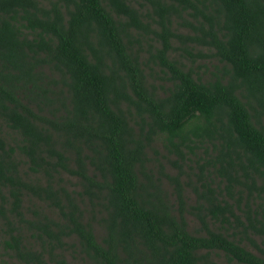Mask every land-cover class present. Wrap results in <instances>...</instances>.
<instances>
[{
  "label": "trees",
  "instance_id": "obj_1",
  "mask_svg": "<svg viewBox=\"0 0 264 264\" xmlns=\"http://www.w3.org/2000/svg\"><path fill=\"white\" fill-rule=\"evenodd\" d=\"M133 2L0 0L1 248L24 264H69L66 239L92 264H264L248 235L264 236V0ZM134 34L157 42L147 50L169 82L161 94ZM172 37L190 55L206 45L220 72L168 56ZM159 134L179 153L210 148L202 158L222 185L200 176L194 231L178 181L173 207L146 164Z\"/></svg>",
  "mask_w": 264,
  "mask_h": 264
},
{
  "label": "rangeland",
  "instance_id": "obj_2",
  "mask_svg": "<svg viewBox=\"0 0 264 264\" xmlns=\"http://www.w3.org/2000/svg\"><path fill=\"white\" fill-rule=\"evenodd\" d=\"M139 3H144V0H137V2H133L132 4L134 6H140ZM144 6L146 7L147 5ZM171 29L178 33H191V29L188 26L180 24L178 20L172 22ZM134 37L136 40H134V38L132 39L133 44L139 49L141 57L146 63L144 65V71L147 73L149 81H151L155 86L156 91L161 94L163 88L168 85L169 82L165 79V74L159 69V66L152 61V57L149 55L147 50L151 48L148 43H154V45H157V42L152 41L151 34H134ZM171 43L173 45V49L168 52V56L182 60L198 74L209 77L214 72H220L221 63L210 54L211 49H209L206 45L191 43L192 47L190 50L192 54L190 55L180 47V44L175 37L171 38ZM196 52H199L200 54H197ZM3 129L7 138L10 136L15 137L14 133L9 128L3 126ZM209 154H211L210 148L208 143L205 141H196V144L193 146L192 150L188 149L187 147H181L179 153L168 145L164 134L157 135L153 139L151 145L146 148V164L151 170L152 174L157 176L162 189L166 192L167 198L173 207L176 206L173 185L175 180L180 184L182 188L184 205L186 209H188L185 210L184 216L187 222V228L190 231H194L198 227L197 220L189 210L192 209L191 206L196 202L197 196L194 192V188L199 187L200 176L202 177V175H204L206 179H211V185H215L216 183L220 186L222 185V183L218 180V177L214 176V174L211 172V168L204 162L202 158ZM19 157L21 159L23 158L20 155ZM21 167L25 169L24 164H22ZM60 175L64 180H66V182L69 183L67 186L70 185L71 187H75L74 184L77 181L76 177L65 172H62ZM32 201L34 203H40L34 198ZM28 203H30V201L24 199L23 205ZM248 204L252 206V202L249 199ZM243 206V204H240V207ZM82 208L84 209L83 219L90 222L95 238L99 240L103 233V228L97 221L99 216L97 206L94 204L90 205L84 200ZM236 212L240 215V218H242L243 213L241 209L237 208ZM248 235L256 243L264 246V236H260L252 232H248ZM241 239L247 247L251 248L250 241L245 238L243 234H241ZM66 241H73V245H67L62 250V255L69 264H92L91 260L85 254L79 251L75 240L66 239ZM218 261L222 264H225V259L223 257H219ZM0 264L24 263L6 254L1 248L0 244Z\"/></svg>",
  "mask_w": 264,
  "mask_h": 264
}]
</instances>
